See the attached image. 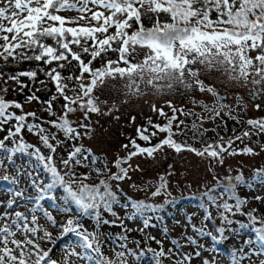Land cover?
<instances>
[{
  "label": "snow or ice",
  "instance_id": "obj_1",
  "mask_svg": "<svg viewBox=\"0 0 264 264\" xmlns=\"http://www.w3.org/2000/svg\"><path fill=\"white\" fill-rule=\"evenodd\" d=\"M68 12L76 16L64 14ZM32 62L37 67H18ZM65 71L71 75H63ZM41 74L45 80H39ZM205 74L225 76L236 89L233 101L224 103L217 87L206 84ZM22 78L51 83L55 92L46 99L37 95L41 89L26 95L25 103L44 106L46 119L23 112L25 104L19 100L0 96V264H138L146 252L152 264H221L205 253L218 255L220 244L242 239L240 230L249 227L255 239L232 247L222 264H264V214L258 216L257 208L244 210L250 195L251 202L264 204V164L250 178L244 177L243 164L228 165L227 174H220L226 156L264 157V115L244 119L250 108L264 110V0H0V92L7 94L9 84L26 92ZM197 93L210 94L214 103L196 99ZM174 94L191 97V107H178L168 99L169 114L149 102L150 110L166 123L150 119L152 132L135 128L148 146L131 140L134 150L124 144L127 155L110 162L85 145L86 139L95 141L93 119L119 122L122 107L132 98ZM225 118L243 120L241 135L217 134L215 140H206V123L220 120L226 125ZM25 129L39 137L47 154L25 142ZM188 131L192 143L180 139ZM157 132L162 135L153 144ZM245 139L242 148L234 147ZM184 153L198 158L212 176L202 191L198 188L188 197L183 189L179 197L173 195L179 181L173 186L170 167L163 173L157 170L149 183L144 161L131 163L133 157L156 162L159 154L170 158ZM23 156L29 164L17 163ZM124 183L143 198H129ZM255 185L257 194L252 195ZM244 186L249 193L241 198L237 192ZM178 198L198 204L195 214L176 220L174 227L183 228L180 240L172 239V247L166 248L163 240L149 235L155 249L138 251L135 241L130 247L129 229L114 206L130 205L123 219L140 223L137 231L144 232L156 228ZM157 213L161 215L154 222ZM237 215L246 216L248 223L234 219ZM117 226L125 234L113 238L105 231ZM158 230L165 238L169 234L167 224ZM72 236L75 241L65 243ZM61 246L63 253L54 259Z\"/></svg>",
  "mask_w": 264,
  "mask_h": 264
},
{
  "label": "rangeland",
  "instance_id": "obj_2",
  "mask_svg": "<svg viewBox=\"0 0 264 264\" xmlns=\"http://www.w3.org/2000/svg\"><path fill=\"white\" fill-rule=\"evenodd\" d=\"M65 15L69 17H75L76 13L75 12H68L64 13ZM51 43V41H49ZM115 59V56L112 57ZM37 67L36 62H32L31 64L25 63L23 65H19L21 69L27 70L32 67ZM55 66V65H53ZM99 66V65H97ZM206 77V84L207 85H214L217 87V89L220 91L221 95L225 96L224 103H229L233 101V93L236 91L235 87L231 82L227 80V78L223 75L220 74H213V75H207L205 74ZM46 77L42 76L39 77V80H45ZM39 80H37L35 83H33L31 80L27 78H22V82L26 84L27 91L26 92H21V89L14 85V84H9V91L7 94L0 92V96H5L7 99H15L19 100L21 103H24V109L23 112H28L32 111L37 114L38 117L42 118H47L46 114L43 112V107L39 103L33 102V103H25L26 100V95L33 92L34 89H41L40 92L37 93L42 99L48 98L51 94L55 92V88H53L50 84L48 83L46 85H41ZM69 84H71V81H69ZM4 84L2 81H0V88H3ZM15 88V91L12 89ZM68 95H72L71 92L68 93ZM113 95H115V92H113ZM196 99H203L205 103H208L209 105L214 103V98L209 94H200L197 93ZM168 99H173L175 104L178 107H185L187 105L188 107H191V104L189 103V100L191 97H181L179 94H174L172 97L168 96H156L153 97L151 95L144 96L140 99L132 98L130 102L126 105H124L119 113L120 115V120L119 122L115 121V119H109L108 117H104L102 119H93L92 123L95 125L96 128V134H95V141H89L85 140L84 143L86 146H91L92 148L96 149L98 153L100 154L102 159H107L108 161H113L117 155L119 156H126L127 151L124 149L123 145L125 144L123 141L120 140V137H117L116 134L119 133H124L126 132L128 135L132 136V132H134V129L137 128L138 126H142L143 123H148L149 120L153 123H166L164 118L160 117L158 113L153 112L149 108V102H155L160 106L165 107V111L171 114L170 109L166 107V101ZM55 109L59 110L60 109V102L56 103ZM16 114H22L20 110H14ZM196 111H200L199 108H196ZM248 115L259 118L261 115H264V110L261 112H256L252 110L251 108L249 109V114L245 115L244 119L246 120L248 118ZM132 117H135V121L133 123ZM192 118H188L186 121L187 124L190 125ZM226 120V125L224 121L217 120L215 124H207L206 127H208V132L205 135V139L208 140L209 142L215 140L217 138V134L219 136H224V137H229L235 135H241L242 131L245 129V124L242 121H233L231 119L225 118ZM29 122H31V117H29ZM13 123H15L13 121ZM219 125V127H217ZM45 127L49 128L50 132H54L57 136L63 137L62 132H58L56 129L51 128L48 125H45ZM160 137L162 134L157 133ZM4 135L3 132H0V138ZM181 140L187 139L189 143L193 142L192 138V133L191 131L187 132L186 136H181ZM253 140L256 139V137L252 138ZM24 140L26 143L34 144L36 147L40 145L39 137L36 135H33L31 133H28L27 130H24ZM248 141L245 139L243 143L240 141H237L234 144V147L239 149L244 146V144H247ZM128 151H132L131 149L128 148ZM21 160L25 164H29V158L27 156L21 157L19 160H17V163H20ZM137 161H144L142 164V167L146 170L144 179L147 180L149 183L154 182L152 178L157 176V170H160L161 173H163V170L165 168H171V177H172V184L175 186L177 184V181H179V188L175 189V194L180 195V190L183 189V193H185L188 190H192L197 188L198 186L203 187L205 183H211L212 182V176L210 174H206L205 168L202 164V162L198 159L195 158L194 156H191L187 153H184L182 155L178 154H173L170 158H166L163 154H159L156 158V162H153L152 159L147 158L146 156H139V157H133L131 163L133 166L136 165ZM237 164H243V175H248V173H253L255 169L264 164V157L262 156H235V157H227L226 156V164L225 166L221 169L220 174L221 176H224L228 172V165H232L233 168L236 167ZM235 174V173H233ZM190 185V187H188ZM124 188H131L134 192L137 193L135 188L130 187L129 183H124L123 185ZM258 185L254 186L252 195L257 194L256 193V188H258ZM249 193V189L247 186L241 187V195L244 196ZM58 194V193H57ZM140 194V193H138ZM250 203L247 204L248 209L252 208H257L260 211L257 213V215L264 214V204H260L258 202H251L252 201V196L250 195L248 197ZM198 204H186V205H179L178 208L175 210L173 215H165L163 216V219L161 221L156 222L157 227L152 228V229H146L144 232L137 231L139 227H142V225L138 222H134L131 220H124L123 218L130 212L126 211L124 212L119 208L118 214L122 216L123 223L126 226L127 229H129V240L128 244L130 247H133V242H139L140 248L139 250H146L149 247L155 249L157 245L150 240H148L149 235H155L157 238L161 239L164 241V246L167 247H172L170 241L172 239H177L180 240V234L183 231L182 227H174L176 220L180 219L186 214L193 215L195 214V209H197ZM202 219V217H201ZM155 222V219H154ZM198 222V221H194ZM86 223H91V222H86ZM210 223V222H209ZM165 224H167L168 229H169V234L165 238L163 233L160 232L158 229L162 228ZM51 230V229H50ZM53 231V236H59V233L56 232L55 230ZM106 232L111 233V235H116L117 228H107L105 229ZM189 234H191V231L189 229ZM240 237L241 238H235L232 240L226 241L223 245L220 244L218 246V255L217 253H213L211 251L205 253L206 257H213L216 256V259L221 262L224 259L227 258L229 250L242 243L243 239H255V234L252 232L251 227L240 230ZM75 241V237H69L65 243H73ZM183 243V241H181ZM45 247H50V244H45ZM63 253V246L58 247L56 249V252L54 254V259L59 258L61 254ZM138 264H152L151 262V253L146 252L145 255L138 261Z\"/></svg>",
  "mask_w": 264,
  "mask_h": 264
},
{
  "label": "trees",
  "instance_id": "obj_3",
  "mask_svg": "<svg viewBox=\"0 0 264 264\" xmlns=\"http://www.w3.org/2000/svg\"><path fill=\"white\" fill-rule=\"evenodd\" d=\"M97 65H99L98 62H97ZM32 68H35V67L33 66ZM63 75H71V73L65 71V72L63 73ZM42 76H43V75L41 74L40 77H42ZM50 85L53 87L52 84H50ZM53 88H54V87H53ZM157 124H164V123L162 122V123H157ZM142 126L145 127V128H147L149 132H152V131L155 130V129H153V128L151 127V125L148 124V123H145V124L143 123ZM139 127H141V126H138L137 128H139ZM53 133H54V132H53ZM157 133H159V132H157ZM62 135H63V133H62ZM116 135H117V137H120V136H121L120 140L123 141L125 144H127V145H128V148L131 149V150H134L133 147H132V144L130 143L131 140H136L137 143L140 144L142 147H143V146H148L147 142L139 140V138L135 135V129H134V132H132V136H131V135H128L126 132H124V133L122 132V133H119V134H116ZM159 138H160V136L157 134L156 137H154V138L152 139V143H153V144L157 143L158 140H159ZM33 145H34V144H33ZM34 146H35V145H34ZM70 146H71V145H70ZM37 147H40L41 150L44 151L45 154H47V150L43 148V146L41 145V143H40V145H38ZM65 151H66V150H65ZM117 157H119V155H117ZM115 170H116V169L113 168V171H115ZM252 175H253V173H250V174L248 173V175H245L244 177H245V178H250V177H252ZM94 179H95V178L93 177V181H94ZM93 181H90V182H93ZM198 188H199L201 191L203 190V187L201 188V186H198L197 188L192 189V190L190 189V190L186 191V192L183 193V194H184L185 197H188V196L191 195L192 193H195L196 190H197ZM124 191H125V193L127 194V196H128L129 198H141V199L143 198V193L138 194V192H137V193L134 192V191L131 190V188H129V187H128V188H124ZM58 194H59V192H58ZM237 194H238L241 198H243V196L241 195V188L238 190ZM173 195L176 196V197H179V196H180V195H176L175 192H173ZM217 195H219V193H217ZM225 198H226V197H225ZM229 202L232 203L233 201H229ZM194 203H197V201H196V200H190V199H179V198H178V199H177V203L174 204V205H171L169 208H166L165 212H164L162 215H163V216H165V215H167V214H168V215H173V213L175 212V210L178 208L179 205H181V204H182V205H186V204H194ZM119 208H120L121 210H123L124 212H126V211L130 212V211H131V208H130V205H129L128 207H121L120 205H116V206H114L113 211L116 212L117 216L120 217L121 221L123 222L122 216H121L120 214H118V210H119ZM244 210H245V211H248V210H250V209H248L247 205H245V206H244ZM156 215H161V214H160V213L153 214L154 219H155V216H156ZM105 218H107V219H112L113 217H112L110 214L105 213ZM234 219L239 220V221H241V222H243V223H248V221H247V217H246V216H239V215H237ZM257 226H259V225H257ZM109 228L112 229V228H115V227H109ZM116 228H117L116 235H112L113 238H115V237L118 236V235L125 234V233H124V229L120 228L119 226H117ZM124 228H126L125 225H124ZM126 235H127V237H128V240H129V231L126 233ZM127 242H128V241H127ZM224 243H226V241H225ZM224 243H222V245H223Z\"/></svg>",
  "mask_w": 264,
  "mask_h": 264
},
{
  "label": "water",
  "instance_id": "obj_4",
  "mask_svg": "<svg viewBox=\"0 0 264 264\" xmlns=\"http://www.w3.org/2000/svg\"><path fill=\"white\" fill-rule=\"evenodd\" d=\"M225 97V96H224Z\"/></svg>",
  "mask_w": 264,
  "mask_h": 264
}]
</instances>
